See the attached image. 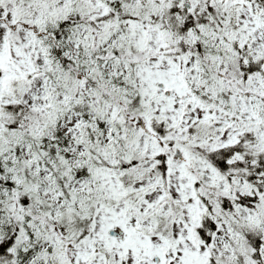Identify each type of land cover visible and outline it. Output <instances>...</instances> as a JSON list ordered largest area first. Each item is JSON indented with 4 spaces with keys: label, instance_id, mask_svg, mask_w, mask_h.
I'll return each instance as SVG.
<instances>
[{
    "label": "snow or ice",
    "instance_id": "6c2138e0",
    "mask_svg": "<svg viewBox=\"0 0 264 264\" xmlns=\"http://www.w3.org/2000/svg\"><path fill=\"white\" fill-rule=\"evenodd\" d=\"M0 264H264V0H0Z\"/></svg>",
    "mask_w": 264,
    "mask_h": 264
}]
</instances>
